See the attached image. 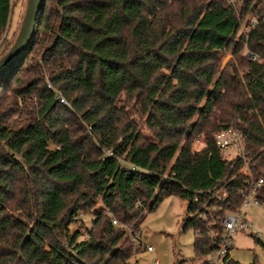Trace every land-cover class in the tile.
<instances>
[{"label": "trees", "instance_id": "16d2710c", "mask_svg": "<svg viewBox=\"0 0 264 264\" xmlns=\"http://www.w3.org/2000/svg\"><path fill=\"white\" fill-rule=\"evenodd\" d=\"M11 9L0 0V36ZM248 11L255 23L237 37ZM123 94L149 135L119 106ZM230 126L258 179L264 0H44L29 48L0 78V264H129L125 227L171 196L186 201L183 231L205 260L222 229L214 212L209 236L199 192L224 186L222 207L234 210L244 184L214 143ZM85 212L91 227L71 232ZM229 251L222 264H241Z\"/></svg>", "mask_w": 264, "mask_h": 264}, {"label": "rangeland", "instance_id": "374dc122", "mask_svg": "<svg viewBox=\"0 0 264 264\" xmlns=\"http://www.w3.org/2000/svg\"><path fill=\"white\" fill-rule=\"evenodd\" d=\"M234 2V0H227ZM11 15L9 27L2 36H0V57L3 56L13 44L15 37L21 25L25 9L26 0L11 1ZM254 12H246L243 16L237 37L246 32L250 23H255ZM246 55L248 52L244 51ZM231 59V51L228 49L224 52L221 66L223 67ZM119 106H123L128 117L139 123L140 130L149 135V130L143 123L140 115V109L133 101L127 99L125 94L119 99ZM203 147L201 137L192 142V150L198 151ZM100 206L98 203L97 208ZM250 215L255 219L256 229L264 231V218L257 210L252 211ZM189 215L186 213V201L176 197L164 198L155 209L146 211L139 223L138 229L133 230L131 227H125L126 237L133 242L136 247L135 237L144 246L154 249V254L144 249H137L132 256L129 264H201L203 259L195 257L193 244L194 233L191 229L183 231V226ZM81 223H75L70 226V231L90 228L94 218L92 212L80 213ZM115 225H118L117 223ZM82 226V227H80ZM259 241L255 242L249 233H235L231 237L230 258L241 264H264V236H258ZM222 264V263H220Z\"/></svg>", "mask_w": 264, "mask_h": 264}, {"label": "built area", "instance_id": "2783aa9c", "mask_svg": "<svg viewBox=\"0 0 264 264\" xmlns=\"http://www.w3.org/2000/svg\"><path fill=\"white\" fill-rule=\"evenodd\" d=\"M60 102L65 104L62 98H60ZM213 137L222 160L230 163L231 167L239 166V172L244 175V184L237 192L240 204L234 210L223 209L222 207V204L226 202L229 196L224 186L220 187L219 184L212 189L199 192L200 195H204L205 197L202 204H200L201 210L197 214L201 220L207 221L209 236L215 237L212 228L214 222L210 220L214 212L220 213L219 223L222 229L221 242L213 252L206 256L202 264L222 263L223 258L231 248V237L235 233L247 232L250 236L257 239L258 236H264V231L256 229L254 224L255 219L250 215L252 211L257 210L264 218V202L259 199V192L264 186V170L261 171L258 179H254L246 153L245 138L238 128L232 126L226 127L216 132ZM131 169L134 170L133 167ZM194 201H199L198 196ZM113 224H116V221H113ZM195 235L197 236L198 232H195ZM133 239H135L138 249H144L154 254V249L142 245L138 240V236ZM157 263V259H154V264Z\"/></svg>", "mask_w": 264, "mask_h": 264}, {"label": "water", "instance_id": "95a60500", "mask_svg": "<svg viewBox=\"0 0 264 264\" xmlns=\"http://www.w3.org/2000/svg\"><path fill=\"white\" fill-rule=\"evenodd\" d=\"M44 0H26L25 13L15 40L8 51L0 57V78L9 71L29 48L33 39L41 6ZM252 58V55L248 53Z\"/></svg>", "mask_w": 264, "mask_h": 264}, {"label": "crops", "instance_id": "0c3cea01", "mask_svg": "<svg viewBox=\"0 0 264 264\" xmlns=\"http://www.w3.org/2000/svg\"><path fill=\"white\" fill-rule=\"evenodd\" d=\"M229 254H230V253H229ZM202 263H203V261H202ZM202 263H201V264H202Z\"/></svg>", "mask_w": 264, "mask_h": 264}]
</instances>
